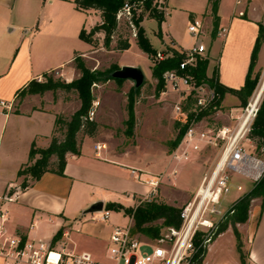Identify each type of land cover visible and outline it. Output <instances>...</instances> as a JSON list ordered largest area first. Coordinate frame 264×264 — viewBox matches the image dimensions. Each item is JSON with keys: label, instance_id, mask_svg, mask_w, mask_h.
Masks as SVG:
<instances>
[{"label": "crops", "instance_id": "1", "mask_svg": "<svg viewBox=\"0 0 264 264\" xmlns=\"http://www.w3.org/2000/svg\"><path fill=\"white\" fill-rule=\"evenodd\" d=\"M165 4L167 13L160 29L156 31L164 45L160 49L168 47L175 51L191 47V44L182 45L170 32L171 12L168 7L172 5V0H166ZM209 10V2L206 0L203 12ZM216 14L217 33L207 44L206 76H211L216 68L220 84L239 89L248 72L259 25H264V0H219ZM100 19L99 10L77 9L73 0H0V100L7 105H0V194L7 186L16 183L19 178L17 170L27 162L31 144L34 143L37 148L49 145L55 130V118L64 113L62 103L67 98L58 93L62 102L56 105L52 98H47L49 91L42 94H21L20 91L31 80L39 81L52 70L61 69V75L77 77L80 73L72 62L74 56L81 55L84 60L89 59L95 49L92 44L79 38V31L84 28L88 32ZM144 20L140 22L142 27ZM222 28H225L224 32ZM144 34L147 37L145 31ZM132 42L135 43L134 40ZM216 44L219 47L214 55L212 48ZM261 59L264 62V36L252 71L255 72L260 66ZM119 65L137 66V63L121 62ZM71 94L76 97V105L72 112L64 116L71 115L80 104L76 93L71 91ZM225 101L236 104L239 100L237 96L226 92L221 106ZM93 120L97 123L96 133L93 136L78 135L79 154H66L63 175L43 173L39 179L21 188L13 201L2 206L11 230L23 237L51 241L60 228L63 235H68L66 227L71 225L73 228L80 227L88 240L103 241L108 245L114 221L109 216L108 221L97 228L91 215L87 216L89 213L83 212L97 201L103 202V205L117 202L133 207L136 200L139 202L147 197L153 198L157 192L150 195L149 186L136 181L130 168L152 173L163 172V179L177 174L180 162L189 161L191 168L195 169L196 164L192 158L196 152H192L187 160L180 161L170 155L160 172L153 168L155 163L146 166L144 160L129 159L124 152L117 154L108 149L105 138L101 136L100 122L96 117ZM71 198L73 203L69 201ZM109 211L110 215L113 212L123 214L121 211ZM237 227L241 235V249L246 255L245 264H264V210L261 211L260 206H253L247 220L237 223ZM226 235L236 252L238 264H241L236 238L230 227L219 233L208 245L201 264L210 260L211 253L217 254V259L221 260L219 252ZM55 242L56 247L62 246L61 242Z\"/></svg>", "mask_w": 264, "mask_h": 264}, {"label": "built area", "instance_id": "2", "mask_svg": "<svg viewBox=\"0 0 264 264\" xmlns=\"http://www.w3.org/2000/svg\"><path fill=\"white\" fill-rule=\"evenodd\" d=\"M142 2L143 0H125L116 12L118 26L120 21L126 22L128 34L133 39L137 36L133 15H138ZM154 3L165 16L167 10L164 0H154ZM187 31L197 40L204 34L203 19L193 18L187 25ZM224 31L225 28H222V32ZM175 51L181 54V59L176 67L163 72L161 94L170 98L173 114L187 126L171 157L176 161L187 160L192 152H200L205 148L218 150L211 172L202 177L192 199L180 208L179 226L165 227L167 232L158 238L157 243H151L132 231L131 221L123 225L113 224L105 258L99 260L90 251H75L64 246L58 248L50 240L23 237L11 230L2 206L13 201L21 188L19 185H9L0 195L1 264H194V253L201 248L207 249L217 237L219 225L232 207V204L224 206L226 196L233 187L237 191H243L240 184L231 182L232 176L244 177L253 186L264 175V158L255 153L258 138L248 135L257 109L246 112L248 103L244 112L237 116L238 121L232 128L204 125V118L209 114L203 113L211 109L213 112H220L221 106V103L218 106L215 104L219 96L214 86L206 79L197 80L190 71L199 60L207 59V45L199 40L189 48ZM173 52L166 47L157 50L154 58L163 60L171 57ZM97 103L92 102L85 118L93 119ZM0 105L7 107L2 100ZM245 141L251 142L253 150L245 146ZM260 151H264V146L260 147ZM130 173L136 181L149 186L150 195L157 192L163 179L162 173L134 167L130 168ZM174 173L175 170L172 171ZM109 216V210L103 208L96 215H91V219L106 222ZM144 246H148L150 250H144Z\"/></svg>", "mask_w": 264, "mask_h": 264}, {"label": "rangeland", "instance_id": "3", "mask_svg": "<svg viewBox=\"0 0 264 264\" xmlns=\"http://www.w3.org/2000/svg\"><path fill=\"white\" fill-rule=\"evenodd\" d=\"M165 1L166 0H164V2ZM205 4L206 0H172V5L168 7L171 12L170 32L182 45H193L199 40L207 45L213 39L211 35L213 29V17L210 10L203 12ZM140 13L144 16V31L149 38L152 47L154 49H160L164 45L156 35V31L159 28L156 19L148 17V11H145L142 6L138 14ZM193 18H198L200 20L203 19L204 34L200 35L197 40L186 30L189 21H192ZM262 20L264 22V17ZM118 31L119 32L116 33L115 37L111 38L108 48L103 46L104 35L102 33L94 34L93 38L95 42V49H93L90 58L85 59V64L91 70L102 71L111 66L120 67L119 63L121 62H135L137 63V67L142 69L145 76L143 85L138 93L133 94V126L129 132L126 124V120L128 118L127 95L129 94L130 88L134 86L133 82L129 80L115 82L114 79H112L113 81L107 80L105 82H97L91 85L93 100L98 102L96 114H94L93 118L96 117L98 122H100L101 136L105 138L109 150L114 151L117 154L119 152H124L127 157L132 160H144L146 166H150L152 163H155L153 168L156 171L159 170L160 172L164 161L167 160L174 150L172 145L182 122L179 121L173 114L171 110L170 98H166V96L162 95L161 92H157V79L152 76V67L155 63L154 60L156 59L151 54L145 52L144 56V54L139 50L140 48L138 49L137 47L138 45L136 39L130 38L126 28L122 24L120 25ZM119 36L128 37L131 41V45L128 49L122 51L114 49ZM133 40L135 43L132 42ZM218 47L219 44L213 46L212 53L214 55L217 54ZM207 53L208 50L206 54ZM212 59H214V57H212ZM260 63L261 64L256 71H252L251 73L252 78L256 77V84L251 94L244 99L238 98L239 101L236 104H231L230 102L225 101L223 103L224 105L219 108L220 112H213L205 116L203 121L204 125L212 127L228 126L232 128L237 123V116H240L244 112L248 103H250L261 84L264 76V62L262 59ZM61 73L62 70L58 69L52 70L46 74L55 80L59 79L60 81L65 82L75 79L80 75L79 74L77 77H74L75 75H61ZM44 80L45 77H42L39 82ZM47 91H49L47 93V98H52L53 101L57 103L56 105L62 102V99L58 96L64 95L67 97L62 103L64 112L62 114L63 116L74 110L76 97L72 95L71 92H67L65 90H57V92L52 90ZM58 93L60 95H57ZM224 96L225 94L223 95V99ZM263 97L264 89L256 104V109H258ZM227 98H229V96ZM252 122L250 130L252 128ZM245 146L249 150H253L254 148L249 141H245ZM217 151V148H205L200 152H196L192 158L196 164L195 169L191 168L189 161L185 163L180 162L177 166V168H179L177 174L175 173L168 179H162L157 188V194L153 198L149 197L148 199L139 200V202L136 200L134 206L142 201L155 200L157 202L181 208L192 199L195 192L194 189L196 190L202 177L206 173L211 172V166L216 157ZM255 153L257 154L256 151ZM258 155L264 158V151H259ZM181 165H183L182 169H180ZM23 178V176L19 177L16 183L12 186L19 185ZM231 182L233 184H240L243 187V191H237L233 187L224 200V206L226 204L233 205L238 198L244 196L252 188L250 181L239 175H233ZM71 200H69L70 203H73L72 198ZM260 204V197L252 199L249 205L248 213L253 206H260ZM121 212L123 213L122 210ZM96 213L97 212L89 213L87 216L96 215ZM110 220L114 221V224H126L128 221H131V224L133 225L132 218L124 213L121 214L113 212L110 215ZM93 221L96 223L95 226L97 228H99L100 224L103 223L98 220ZM228 227L231 228V232L233 233L231 225H228ZM66 229L68 231V235L65 236L62 234L61 237L57 239L58 242H61L62 246L74 249L75 251L88 250L97 259L104 260L105 250L107 247L105 242L88 240L80 227L73 228L71 225H67ZM236 229L238 231L237 224ZM166 232L167 229L163 227L160 231V236L164 235ZM240 236L241 235L239 233V240H241ZM139 237L144 240H148L151 243H157L159 238L149 239L143 235H140ZM198 237L199 235H197L196 238ZM70 238L73 240L71 241ZM195 241L197 244V240ZM222 242L223 248H221L219 252L221 260L219 261V259H217V254L211 253L210 260L204 264H238L236 252L231 246V241L228 235L223 237ZM143 249L148 251L150 250L148 246H144ZM242 252L246 263L245 252L243 250Z\"/></svg>", "mask_w": 264, "mask_h": 264}, {"label": "trees", "instance_id": "4", "mask_svg": "<svg viewBox=\"0 0 264 264\" xmlns=\"http://www.w3.org/2000/svg\"><path fill=\"white\" fill-rule=\"evenodd\" d=\"M125 0H73L75 7L80 10L96 9L100 11L101 21L93 26L88 32L84 28L79 31V38L87 43L95 45L94 34L102 33L104 35L103 46L109 47L111 38H114L118 29L122 24L127 31L126 22L118 21L116 19V12L122 6ZM210 11L213 17V29L211 32L212 37L217 33L218 17L217 6L219 0H208ZM141 6L145 11H148V17L156 19L160 29V24L164 20V16L160 10L155 7L154 0H143ZM144 18L140 13L133 15V21L137 25L136 42L138 47L145 53L151 54L153 57L156 53L149 42L148 38L144 34V29L140 25V22ZM259 33L256 37L248 72L246 74L243 85L239 89H233L223 86L217 79V69L214 68L210 78L206 76L207 59H201L197 62L196 67L190 71L197 80H208L218 92V98L215 104L218 106L223 95L228 92L238 98L244 99L248 97L256 84V77L252 78L251 73L253 66L257 58V51L259 49L261 39L264 36V25H259ZM128 32V31H127ZM160 34V30L158 31ZM130 46V40L128 37L119 36L118 42L114 49L125 50ZM181 59V54L174 51L171 57H167L163 60H154L152 67V76L157 79L156 89L160 93L163 88L162 74L165 70L172 69L178 65ZM75 68L79 70V77L72 79L68 82L53 79L51 76L44 74V81L31 80L27 86L23 88L20 93H43L47 90H65L67 92L74 91L79 99V107L69 116L57 115L55 118V130L51 137L50 143L46 148H36L34 143L28 152L27 162L21 165L17 170V177H24L20 182V188H25L29 185L30 181H34L40 178L45 172H53L58 175H63V169L66 163V154H79L80 145L78 141V135L86 134L93 136L97 131V123L93 119L85 118L88 110L90 109L93 101L91 94V85L97 82H105L107 80L114 79L115 82H123V79H116L111 76V73L119 67L111 66L102 71L91 70L86 66L85 60L81 55H75L72 60ZM216 78V80H215ZM143 83L135 88H130L127 95V115L126 124L128 131L132 129L134 114H133V94L140 91ZM213 110L205 111L203 114H210ZM187 124H182L179 127L178 134L173 142L172 148H175L179 143L182 134ZM129 131V132H130ZM249 136L256 137V152L260 151V147L264 146V97L256 111L252 122V128L249 131ZM260 197L261 211L264 210V175L256 182L252 188L241 198H238L231 207V212H227L224 220L220 223L218 228V234L223 232L228 225H231L233 233L236 238V249L239 254L241 264H245L244 254L241 249V242L239 240V233L236 229L237 223H243L248 218L249 205L252 199ZM104 209L113 211H123L125 215L132 218L133 225L132 231L135 234L143 235L149 239H156L160 236V231L163 227H178L180 224L179 212L180 208L157 202L155 200L142 201L136 206L126 207L117 202H108L104 205ZM63 231L60 228L52 237L51 242H54L61 237ZM206 248L198 249L194 255V264H201Z\"/></svg>", "mask_w": 264, "mask_h": 264}, {"label": "water", "instance_id": "5", "mask_svg": "<svg viewBox=\"0 0 264 264\" xmlns=\"http://www.w3.org/2000/svg\"><path fill=\"white\" fill-rule=\"evenodd\" d=\"M111 76L116 79L130 80L135 88L139 87L145 78L142 69L132 65L120 66L111 73ZM103 208V202L97 201L92 203L83 213L100 212Z\"/></svg>", "mask_w": 264, "mask_h": 264}, {"label": "bare ground", "instance_id": "6", "mask_svg": "<svg viewBox=\"0 0 264 264\" xmlns=\"http://www.w3.org/2000/svg\"><path fill=\"white\" fill-rule=\"evenodd\" d=\"M263 89H264V76L262 78V81H261V84L259 86V88L257 89V91L255 92V95L254 97L252 98V100L250 101L248 107H247V110L246 112H253L256 108V104L259 100V97L261 96L262 92H263Z\"/></svg>", "mask_w": 264, "mask_h": 264}]
</instances>
